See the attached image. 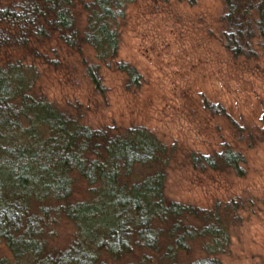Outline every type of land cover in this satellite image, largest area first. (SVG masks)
<instances>
[{
	"label": "trees",
	"instance_id": "trees-1",
	"mask_svg": "<svg viewBox=\"0 0 264 264\" xmlns=\"http://www.w3.org/2000/svg\"><path fill=\"white\" fill-rule=\"evenodd\" d=\"M136 1L0 0V49H28L37 57L32 40L55 33L71 50L90 45L102 62L114 60L125 8ZM220 1L219 45L247 70L264 57V0ZM77 7L86 15L83 27ZM117 67L129 88L137 85L132 67ZM95 70L89 68L88 76L100 90ZM37 79L33 65L9 61L0 67V264H105L121 256L122 264H221L218 255L229 239L217 209L165 203L161 173L131 186L118 183L120 168L128 175L163 150L152 135L140 126L91 129L39 95ZM203 106L227 120L239 141L254 144L256 132L264 131V117L262 126L240 125L221 103ZM190 160L212 171H242L244 163L226 143L217 152L192 153ZM78 183L86 185L81 198ZM63 224L70 234L58 248L51 242ZM135 248L144 254L134 261Z\"/></svg>",
	"mask_w": 264,
	"mask_h": 264
},
{
	"label": "rangeland",
	"instance_id": "rangeland-1",
	"mask_svg": "<svg viewBox=\"0 0 264 264\" xmlns=\"http://www.w3.org/2000/svg\"><path fill=\"white\" fill-rule=\"evenodd\" d=\"M223 11L220 0H137L125 8L114 60L102 62L90 45L79 53L71 50L53 33L48 40H32L37 57L29 56L28 49L1 48L0 67L9 61L33 65L38 94L91 129L145 128L163 150L134 165L128 175L120 168L118 183L131 186L161 173L165 203L217 209L229 239V247L218 255L221 264H264V131L256 132L254 144L239 141L227 120L203 106L221 103L240 125L262 126L264 57L247 70L231 61L218 42ZM74 12L83 27L85 13L79 7ZM117 63L136 71L137 85L127 86L128 76ZM89 68L96 69L100 90ZM224 143L244 157L243 172L194 168L192 153L217 152ZM85 186L78 183L79 198ZM57 234L51 243L62 248L70 227L63 224ZM142 254L135 248L133 260ZM125 260L121 256L104 263Z\"/></svg>",
	"mask_w": 264,
	"mask_h": 264
}]
</instances>
